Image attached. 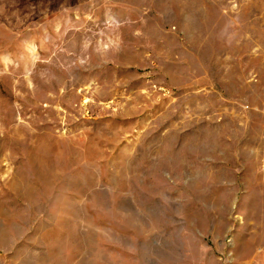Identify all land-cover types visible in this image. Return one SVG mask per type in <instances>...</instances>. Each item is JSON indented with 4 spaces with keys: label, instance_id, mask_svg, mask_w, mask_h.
<instances>
[{
    "label": "rangeland",
    "instance_id": "1",
    "mask_svg": "<svg viewBox=\"0 0 264 264\" xmlns=\"http://www.w3.org/2000/svg\"><path fill=\"white\" fill-rule=\"evenodd\" d=\"M0 264H264V0H0Z\"/></svg>",
    "mask_w": 264,
    "mask_h": 264
}]
</instances>
